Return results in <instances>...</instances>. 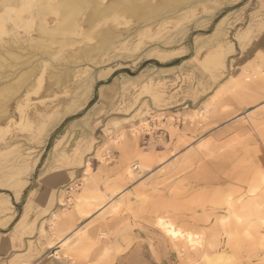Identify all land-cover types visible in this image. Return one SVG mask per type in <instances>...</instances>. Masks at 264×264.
<instances>
[{
	"label": "rangeland",
	"instance_id": "374dc122",
	"mask_svg": "<svg viewBox=\"0 0 264 264\" xmlns=\"http://www.w3.org/2000/svg\"><path fill=\"white\" fill-rule=\"evenodd\" d=\"M16 4L1 11L0 46L27 48L39 6ZM119 18L110 27L130 35L115 46L66 58L95 42L82 26L47 57L0 129V264H264V223L253 218L264 212V0H205L141 32L142 20ZM255 180L258 207L229 212L228 198L239 202ZM154 216L206 233L200 257ZM205 249L222 261H204Z\"/></svg>",
	"mask_w": 264,
	"mask_h": 264
},
{
	"label": "bare ground",
	"instance_id": "6f19581e",
	"mask_svg": "<svg viewBox=\"0 0 264 264\" xmlns=\"http://www.w3.org/2000/svg\"><path fill=\"white\" fill-rule=\"evenodd\" d=\"M19 0H0V14L1 11H7V10H13L14 8H16L17 4ZM37 1V5L39 6L38 10H37V14L36 15H30L28 16L29 18L32 17L35 18L38 21L37 24V29H36V33L27 37V39L25 40L27 43V48H23L22 44L20 47L22 48H18V45H16V39L12 38L11 40L6 41V43L2 46H0V129L2 127V125L4 123L10 122V120L13 118L14 112L12 111L13 107L12 105L15 103L19 104L22 100V97L24 95H26V92L24 93V91H26V89H30L31 85L27 86L25 85V83L31 79L32 80V76L34 75L33 73L36 71L37 67H40L41 64H46L47 62V57L50 56H59V52L61 51L60 49L62 47L71 45L74 40V35L75 33L78 31L79 28H81L82 26L85 27V31L81 34H83V39L82 40H90L93 39V41L95 40L94 43L90 44L91 42H89V44H85V46L81 47V45L79 47H81L80 49H78L77 52H70L68 54V57L66 58H70L72 61L74 59H76V57L78 56H88L91 55L93 53H95V51L101 49L104 50V48L108 47L109 44H112V46H115V42L117 41H122L124 39H126L128 37V35H130V33L128 32H124V31H115L112 29V27H110V23H108L110 20H114L119 16H128V17H132L134 18L136 21L140 22L142 20V25L140 26V28L138 29L139 32L148 29V28H152L155 26H158L160 24L166 23L167 21L178 18L182 13L194 9L197 5L202 4L205 0H35ZM20 3V2H19ZM20 8V7H19ZM33 11V10H32ZM51 14L50 16L52 17L53 15H55V17L53 16V18H55L54 23H52V21H49L48 15ZM53 14V15H52ZM49 16V17H50ZM123 18V17H122ZM122 20V19H121ZM52 23V24H50ZM9 30V29H8ZM82 32V30H81ZM27 34V33H26ZM74 34V35H73ZM28 35V34H27ZM73 35V36H71ZM21 37V36H20ZM24 38V36H22ZM15 38L18 39V37L16 36ZM22 38V41H23ZM88 38V39H87ZM20 39V38H19ZM21 43V39L19 40ZM18 43V42H17ZM19 43V44H20ZM54 44H58L60 47L58 48H54L53 45ZM84 45V44H83ZM16 48L19 49V52L16 51ZM25 47V46H24ZM218 48V47H217ZM220 48V47H219ZM249 48V47H248ZM17 49V50H18ZM29 49L33 50V51H29ZM222 49V48H220ZM219 49V50H220ZM247 50V49H246ZM249 50V49H248ZM211 51V49H210ZM101 51H99L100 53ZM209 52V51H208ZM207 52V54H209ZM215 52V51H214ZM68 53V51H67ZM104 54V53H103ZM45 55V56H44ZM63 56V55H62ZM46 57V58H45ZM60 57V56H59ZM58 57V58H59ZM92 58V60L96 62V58L97 55H92L90 56ZM102 57V56H101ZM51 58V57H50ZM65 58V60H66ZM79 58V57H78ZM61 59V58H60ZM80 60H83L81 58H79ZM206 59V58H205ZM79 60V61H80ZM85 60V58H84ZM68 61V60H67ZM91 61V59H90ZM76 62V61H75ZM50 64V63H49ZM53 65V64H51ZM50 65V66H51ZM52 67V66H51ZM56 67V66H55ZM57 68V67H56ZM39 69V68H38ZM51 69V68H50ZM55 69V68H54ZM65 69H69V67H66ZM73 69V68H72ZM57 70H55L56 72ZM75 71V70H74ZM83 71V69H82ZM54 72V73H55ZM79 72V71H78ZM86 72V71H84ZM53 73V74H54ZM63 73V72H62ZM66 73V72H65ZM64 73V74H65ZM215 73V72H214ZM213 73V75H214ZM78 74V73H77ZM81 74V72H80ZM211 74V73H210ZM59 75V74H57ZM70 75V74H69ZM50 76V74H49ZM52 76V75H51ZM68 76V75H67ZM215 76V75H214ZM259 76V75H258ZM36 77V76H35ZM77 78V77H75ZM54 79V78H53ZM59 80V79H58ZM57 80V81H58ZM247 81V80H246ZM258 81V80H257ZM29 82V81H28ZM54 82V81H53ZM59 82V81H58ZM57 82V83H58ZM264 82V81H263ZM56 83V85L58 86V84ZM36 84V83H35ZM263 85V84H262ZM60 86V85H59ZM51 88V87H50ZM247 90V89H246ZM45 92V91H44ZM69 92V91H68ZM74 92V91H73ZM50 96L53 95V90L50 89L49 90ZM251 95V94H250ZM46 96V95H45ZM47 97V96H46ZM48 97V98H49ZM252 99V98H251ZM250 99V100H251ZM49 100V99H48ZM44 101V100H43ZM53 101V100H52ZM59 102V101H58ZM56 102V103H58ZM50 104V103H49ZM14 105V106H15ZM17 106V105H16ZM19 106V105H18ZM31 106V105H30ZM50 106V105H48ZM53 106V103H52ZM73 106V105H72ZM82 106V105H81ZM74 107V106H73ZM47 108V107H46ZM55 108V107H54ZM57 108V107H56ZM34 109V107H33ZM32 109V110H33ZM53 109V108H52ZM61 109V108H60ZM59 109V110H60ZM42 110V109H41ZM36 111V110H35ZM47 111V110H45ZM54 110H51L50 112H52ZM39 112V111H38ZM41 112H44L41 111ZM49 112V111H48ZM56 112V111H55ZM46 113V112H45ZM47 114V113H46ZM57 114V113H56ZM30 116V115H29ZM34 116V115H33ZM50 116V113H49ZM196 116V115H195ZM246 116V115H245ZM189 117V116H188ZM193 119V117H192ZM39 120V119H38ZM257 120V119H256ZM192 122V121H190ZM254 122V121H253ZM143 123V122H142ZM201 123V122H200ZM255 123V122H254ZM194 124V123H193ZM48 125V124H47ZM196 125V124H194ZM249 125V124H248ZM251 126V125H250ZM191 128V127H190ZM255 129V128H254ZM171 130V129H170ZM176 131V130H175ZM171 133V132H170ZM129 134V133H128ZM132 134V133H131ZM172 135V133H171ZM129 138V137H128ZM16 140V139H14ZM12 141V140H11ZM21 141V140H20ZM209 141V140H208ZM19 143V142H18ZM9 144V143H8ZM10 145V144H9ZM125 146V145H124ZM122 150H123V146ZM127 148V147H126ZM173 148V147H172ZM196 148V147H195ZM198 148V146H197ZM129 149V148H128ZM16 150V149H15ZM24 150V149H23ZM131 150V149H130ZM99 151V150H98ZM101 151V150H100ZM193 151V150H192ZM190 151V152H192ZM208 151V150H207ZM210 151V150H209ZM18 152H20L18 150ZM25 152V151H24ZM195 152V150H194ZM211 152V151H210ZM218 152V151H217ZM22 153V152H21ZM127 153V152H126ZM185 154V153H184ZM190 153L188 152V155ZM222 154V153H221ZM29 155V154H28ZM195 156L198 157V155H196V152L194 153ZM185 156V155H184ZM191 156V154H190ZM193 156V157H195ZM211 156V155H210ZM221 156V155H220ZM183 157V155H182ZM181 157V158H182ZM192 157V156H191ZM19 158V157H18ZM201 159V158H200ZM180 160V159H179ZM182 160V159H181ZM186 160V159H184ZM183 160V161H184ZM190 160V159H189ZM193 160V159H192ZM203 160V159H202ZM182 161V162H183ZM195 161V160H194ZM193 161V162H194ZM241 161V158H240ZM181 162V163H182ZM192 162V161H191ZM190 162V163H191ZM238 162V159H237ZM175 163V162H174ZM178 163V162H177ZM180 163V162H179ZM178 164V165H181ZM207 163V162H206ZM242 163V162H241ZM260 165V164H259ZM239 166V165H238ZM181 167V166H180ZM178 167V168H180ZM128 168V167H127ZM167 168V167H166ZM177 169V168H176ZM185 169V168H184ZM178 170V169H177ZM164 171V170H162ZM159 171V172H162ZM172 171V170H171ZM175 171V170H174ZM172 171V172H174ZM254 172V171H253ZM257 172V171H256ZM135 173V172H134ZM164 173V172H163ZM171 173V172H170ZM170 173H167L168 175ZM176 173V172H175ZM178 173V172H177ZM225 173V172H224ZM129 176L133 175L132 169H128V173ZM160 174V173H159ZM215 174V173H214ZM157 175V174H156ZM164 176L165 178H167V176ZM218 175V174H217ZM261 175V174H260ZM263 175V174H262ZM171 176L172 173H171ZM91 177V176H89ZM163 177V176H162ZM160 177V178H162ZM264 178V176H262ZM164 178V179H165ZM171 178V177H170ZM257 178V177H256ZM89 179V178H88ZM157 179V178H156ZM262 179V178H261ZM171 180V179H170ZM183 180V179H182ZM264 179H262L261 181H263ZM159 182H161L159 180ZM252 182V181H251ZM164 184V182H161V184ZM86 184V183H85ZM84 184V186H85ZM168 184V183H167ZM171 184V183H170ZM154 185V184H153ZM177 185V184H176ZM227 185V184H226ZM155 186V185H154ZM165 186V185H164ZM167 188V187H166ZM169 188V187H168ZM245 189V188H244ZM261 189L260 187V182L259 181H254L253 184L249 185V187H247V189L245 190L247 194V196L244 195L243 197L241 196L239 198V202L236 200H234L232 203H228L229 199L227 200V206L232 207L230 210L228 208L229 212H234V210L236 209L238 211V213H244L246 212V210L252 206H256L258 207L259 205V200L261 199V194L263 195V191L262 193H259V190ZM173 190V189H172ZM128 191V190H127ZM156 192V191H155ZM183 194V193H182ZM197 194V193H196ZM141 195V194H140ZM121 196V195H120ZM119 196V197H120ZM123 196V195H122ZM192 197V196H191ZM102 200V198H99ZM105 201V198H103ZM263 199V197H262ZM261 199V200H262ZM264 200V199H263ZM113 201V200H112ZM102 202V201H100ZM128 202V201H127ZM199 202V201H198ZM117 203V202H116ZM84 204V203H82ZM103 204V203H102ZM118 204V203H117ZM183 204V203H182ZM201 204V203H200ZM76 205V204H75ZM74 205V206H75ZM78 205V204H77ZM116 205V204H115ZM262 205V203H261ZM82 206V205H81ZM106 206V205H105ZM120 206V205H119ZM199 206V205H198ZM219 205H217L218 207ZM76 207V206H75ZM80 207V206H79ZM110 207V206H109ZM84 209V208H83ZM96 209V208H95ZM160 209V208H159ZM263 209V208H262ZM262 209H258L254 212L253 214V218L256 220V222L258 223H264V212H262ZM81 210V209H79ZM169 210V209H168ZM196 210V209H195ZM235 210V211H236ZM164 211V210H163ZM214 211V210H213ZM80 212V211H78ZM167 212V211H166ZM192 212V211H191ZM227 212V209H226ZM72 213V212H70ZM161 212H158V214ZM164 213V212H163ZM170 213V212H168ZM172 213V212H171ZM212 213V212H211ZM81 214V213H80ZM157 214V215H158ZM194 214V213H193ZM202 214V212H201ZM206 214V213H205ZM232 214V213H231ZM74 215V214H73ZM161 214H159L160 216ZM163 215V214H162ZM165 215V214H164ZM172 215V214H170ZM181 215V214H180ZM179 215V217H180ZM183 215V214H182ZM214 215H216L214 213ZM71 216V215H70ZM69 216V217H70ZM76 216V215H75ZM169 216V215H168ZM175 216V213H174ZM184 216V215H183ZM203 216V215H202ZM200 217V219L203 217ZM211 216V215H210ZM228 216V214H227ZM225 215H221L219 220L222 219L223 222H225L224 220H228V217ZM74 217V216H73ZM176 218L178 216H175ZM174 217L175 220L172 219H164L163 216L162 217H157V219L155 218V216L153 218L156 219V225L159 226L165 233V235L169 236V239L176 241L178 244H180V248L182 250V248L184 249V251H186L189 255L190 251H193V254H198L197 256H199L200 252H203L204 250V246H203V235L204 233L201 232H195L192 230H188L187 228L189 227V223H184V225H188L187 228L185 229L183 226L184 225H179L176 223V218ZM231 217V216H230ZM233 217V216H232ZM235 217V216H234ZM242 217V216H240ZM244 217V216H243ZM247 217V216H246ZM245 217V218H246ZM249 217V216H248ZM252 217V216H251ZM170 218V217H169ZM187 218V216L185 217ZM193 218H197L196 216ZM250 218V217H249ZM70 219V218H69ZM75 219V218H73ZM73 219L72 221V225H73ZM181 219V218H180ZM184 219V218H183ZM192 219V218H191ZM198 219V218H197ZM205 219V218H204ZM203 219V220H204ZM215 219V218H214ZM234 219V218H233ZM244 219V218H243ZM182 220V219H181ZM179 220V221H181ZM239 220V219H237ZM70 221V220H69ZM67 221V222H69ZM70 221V222H71ZM197 221V220H196ZM199 221V219H198ZM206 221V219H205ZM215 221V220H214ZM221 221V222H222ZM236 221V220H235ZM234 223L236 224L237 222ZM254 222V220H252ZM66 222V223H67ZM69 222V223H70ZM187 222V221H186ZM192 222V221H191ZM195 222V221H194ZM200 222V221H199ZM204 222V221H203ZM207 222V221H206ZM231 222V218L229 221V224ZM242 222V221H241ZM246 222V221H244ZM215 223V222H214ZM212 223L213 225H207V229L211 230V231H216L217 226ZM196 224V223H195ZM224 224V223H223ZM226 224V223H225ZM228 224V225H229ZM239 224V223H238ZM237 224V225H238ZM245 224V223H244ZM232 225V224H230ZM241 225V224H240ZM264 225V224H263ZM67 227V226H66ZM71 227V226H70ZM205 227V226H204ZM219 227V226H218ZM224 227L223 233L226 234V236H228L229 234V227L228 226H222ZM73 228V227H72ZM238 228V227H237ZM245 228V227H242ZM54 229V228H52ZM62 229V228H61ZM80 229V228H78ZM233 229V228H231ZM261 229V227H260ZM68 230V229H67ZM66 230V231H67ZM71 231V229H69ZM101 230V229H100ZM197 230V229H195ZM199 230V229H198ZM208 230L205 232H208ZM13 231V230H12ZM52 231V230H51ZM63 231V230H62ZM69 231V232H70ZM90 231V230H89ZM96 231V230H95ZM99 231V230H98ZM200 231V230H199ZM218 231V230H217ZM216 231V232H217ZM221 231V230H220ZM219 231V232H220ZM233 231V230H232ZM239 231V230H238ZM74 233V231H72ZM93 232V231H92ZM90 232V233H92ZM102 232V231H101ZM213 232V233H214ZM243 232V231H242ZM260 232V231H259ZM53 233V232H52ZM79 233V232H78ZM85 233V231H84ZM83 233V234H84ZM89 233V232H88ZM87 233V234H88ZM89 233V234H90ZM54 234V233H53ZM100 234V233H99ZM206 234V233H205ZM204 234V235H205ZM210 234V233H209ZM217 234V233H216ZM244 234V232H243ZM258 234V233H256ZM75 235V234H74ZM91 235V234H90ZM97 235V234H95ZM105 235V234H104ZM208 236V233H207ZM206 236V237H207ZM210 236V235H209ZM11 237V236H9ZM61 237V236H60ZM74 237V236H73ZM84 237V236H83ZM82 237V238H83ZM87 237V236H86ZM98 237V236H97ZM100 237V236H99ZM98 237V238H99ZM246 237V236H245ZM262 237L264 238V234H262ZM89 238H91L89 236ZM205 238V236H204ZM227 238H231L230 236ZM75 239V238H74ZM92 239V238H91ZM94 239V238H93ZM92 239V240H93ZM206 239V238H205ZM92 240H90V242H92ZM228 240V239H227ZM65 241V240H64ZM214 241V240H213ZM218 241V240H217ZM81 242V241H80ZM79 242V243H80ZM95 242V241H94ZM175 242V243H176ZM229 242V240H228ZM261 242V241H260ZM176 243V244H177ZM217 243V242H216ZM215 245H218L216 244ZM30 244V243H29ZM83 244V243H82ZM168 244V243H167ZM172 245V244H171ZM175 245V244H174ZM80 246V245H79ZM179 246V245H178ZM77 247V245H76ZM173 247V245H172ZM214 248V247H213ZM174 250L178 249V248H174ZM209 249V247H208ZM208 249L207 250V254H205L206 252L204 251V254L201 256H204L205 260H208L206 262H209L210 260H215V259H222V252H217V254H220L219 256L217 255L215 258V253L212 255L211 253H208ZM75 250V247H74ZM211 250V249H210ZM180 251V249H179ZM183 251V250H182ZM212 251V250H211ZM30 253V252H29ZM39 253V252H38ZM177 253V252H175ZM187 253L185 255H187ZM183 254V255H184ZM213 256L212 258L208 257L207 255ZM180 256V255H179ZM182 257V255H181ZM180 257V258H181ZM192 257V254H191ZM195 260L196 255H194ZM200 257V256H199ZM198 257V258H199ZM202 257V258H204ZM187 258V257H186ZM190 259V256L188 257ZM201 258H199L200 260ZM181 260L183 261V259L181 258ZM185 260V259H184ZM191 260V259H190ZM190 260H186L187 262ZM181 261V262H182ZM185 261V262H186ZM222 261V260H221ZM184 262V263H185ZM199 262L200 261H197ZM195 262V263H196ZM211 262V261H210ZM209 262V263H210ZM202 263V262H201ZM192 264V261H191ZM198 264V263H197Z\"/></svg>",
	"mask_w": 264,
	"mask_h": 264
}]
</instances>
